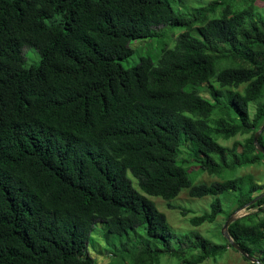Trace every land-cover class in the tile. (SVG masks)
I'll return each instance as SVG.
<instances>
[{
  "label": "trees",
  "instance_id": "16d2710c",
  "mask_svg": "<svg viewBox=\"0 0 264 264\" xmlns=\"http://www.w3.org/2000/svg\"><path fill=\"white\" fill-rule=\"evenodd\" d=\"M232 1L177 12L176 0H0V264H97L88 250L98 223L130 264L165 254L203 264L234 249L200 234L188 250L173 248L190 236L175 234L146 195L178 209L171 201L183 189L216 198L194 226L217 220L221 195L234 211L258 209L229 235L245 260L264 264V196L251 204L264 188L234 176L264 158L254 141L264 125V16ZM168 26L187 30L157 63L123 67L134 41ZM26 47L39 65L25 66ZM238 135L250 137L231 149L219 142ZM192 164L223 180L196 184Z\"/></svg>",
  "mask_w": 264,
  "mask_h": 264
},
{
  "label": "rangeland",
  "instance_id": "374dc122",
  "mask_svg": "<svg viewBox=\"0 0 264 264\" xmlns=\"http://www.w3.org/2000/svg\"><path fill=\"white\" fill-rule=\"evenodd\" d=\"M215 0H176L173 2V7L177 12H187V8H200L203 6H208ZM233 9L235 10H247L251 7L255 14L264 16V0H233ZM221 13V8H218L215 15L219 16ZM59 16H55L52 19L46 20L49 24L55 19H58ZM185 27H164L162 35H159L154 38H149L146 40H137L132 43V48L134 49V54L129 57L127 60L122 62L124 68H131L137 65L140 62L141 57H151L155 63H157L162 50L165 47L173 48L176 44L177 37L186 31ZM194 34V33H193ZM25 56V66L31 67L39 65L41 62V55L33 47H26L24 49ZM213 85L218 87L219 85L213 82ZM244 86H241L238 90L242 91ZM213 90L205 86L202 89V95L206 98H211ZM251 115L253 116L256 111V104L254 102L250 103ZM250 135H238L231 139H219L221 145L227 148H232L236 142L244 143ZM185 151L183 150V156H185ZM189 169V175L191 179L196 184H211L217 181H222L223 178L217 175H211L208 172H201L199 167L192 166ZM131 179H133L134 185L137 186V180L129 174ZM235 177H245L246 182L249 183V180L259 186L264 188V158L259 164L247 166L240 168L236 171ZM140 190V189H139ZM263 189H259L256 192H260ZM141 191V190H140ZM255 192V193H256ZM143 193V192H142ZM257 194V193H256ZM264 191L261 192L258 196L263 195ZM146 195V194H145ZM151 199L157 206L158 210L166 214L168 219V224L170 225L172 231L178 236L186 235L190 236L189 241L186 244L181 245L175 242L172 243L173 248L180 249L184 248L186 250L191 247V243L194 242V235L200 234L204 238L211 240L216 244H224L225 239L222 234V229L225 226L228 218L224 214V210L230 211L232 214H235V217L240 218L245 215L255 213L258 209H248L240 208L234 211V208L231 207L230 202H226L224 195L219 196L222 206L223 213L218 216L217 220L213 223H205L201 226H194L191 223V218L195 216H201L206 212L211 211V205L216 198L212 196H207L203 198L191 197L189 190L183 189L180 195L171 201L174 206L179 207L178 209H172L168 207V202L161 197H155L146 195ZM188 210L189 212L186 215L182 210ZM231 214V215H232ZM230 215V216H231ZM264 216V214H261ZM101 223L96 225V228L92 232V238L89 245L88 255L95 259L97 264H130L129 252L123 254L121 250L122 241L120 242L114 236H107L106 230ZM143 229V228H142ZM145 234V233H144ZM116 244V246L114 245ZM121 249V250H120ZM198 250L193 251L192 253L188 252L189 257L194 254H197ZM117 254V255H115ZM160 264H180V261L177 257H172L169 254L162 255ZM203 264H250L247 260L243 258V254L239 251H235L232 248H229L222 256L217 257L216 259H208Z\"/></svg>",
  "mask_w": 264,
  "mask_h": 264
},
{
  "label": "water",
  "instance_id": "95a60500",
  "mask_svg": "<svg viewBox=\"0 0 264 264\" xmlns=\"http://www.w3.org/2000/svg\"><path fill=\"white\" fill-rule=\"evenodd\" d=\"M264 132V125L261 127V129L256 133V135H255V144L257 145V148H258V150L264 155V147L259 143V138H260V136H261V134ZM264 196V194L262 195V196H260V197H258V198H256L253 202H251V204L252 203H254V202H256L257 200H259L261 197H263ZM250 204H248L246 207H244V208H247L248 206H249ZM244 208H242V209H244ZM238 218L237 217H235V214H232L229 218H228V220H227V222H226V224H225V226L223 227V229H222V234L230 241V244L232 245V247L235 249V250H237V251H239L240 253H242L244 256H247L241 249H240V247L236 244V243H234V241H233V239L230 237V235H229V227H230V225L235 221V220H237ZM253 263H256V264H261L258 260H255V259H253V258H250V257H248Z\"/></svg>",
  "mask_w": 264,
  "mask_h": 264
}]
</instances>
